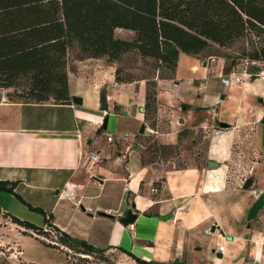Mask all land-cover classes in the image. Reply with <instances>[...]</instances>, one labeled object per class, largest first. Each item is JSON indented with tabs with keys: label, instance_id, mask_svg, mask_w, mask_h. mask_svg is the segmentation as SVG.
I'll return each instance as SVG.
<instances>
[{
	"label": "crops",
	"instance_id": "0c3cea01",
	"mask_svg": "<svg viewBox=\"0 0 264 264\" xmlns=\"http://www.w3.org/2000/svg\"><path fill=\"white\" fill-rule=\"evenodd\" d=\"M118 29L123 28H116L115 33ZM209 57L201 60L216 76L186 82L174 78L172 92H157V111L170 108L169 129L162 132L168 137L173 125L179 135L195 133L203 125L214 128L203 145L200 139H190L189 150H183L189 160L180 166L144 161L139 134L148 131L130 132L134 122L150 125L145 98L137 91L142 79L116 81V63L105 56L72 62L71 102L23 101L13 95L12 87H0V181L14 196L42 210L44 219L61 235L85 240L93 251L117 250L134 264H247L253 260L264 264V208L255 219L246 218L256 197L252 189L264 191V148L262 141L255 142L252 152L244 153L247 145L238 141L240 152L233 153L231 133L239 127L246 129L254 113L256 121H262L264 74L245 75L227 85L221 76H230L236 70L234 64L225 56ZM209 84L213 88L205 91ZM97 89L106 90L107 108L101 106ZM74 95L81 96L82 103H75ZM110 109L108 120L128 126L122 139L109 141L108 133L102 132L100 123ZM215 120L219 126H214ZM221 121L228 125L220 126ZM193 147L199 151L191 155ZM90 152L100 160L93 162ZM244 177L253 179L249 188L243 186ZM131 203L139 215L124 225L118 217ZM166 213L170 217L162 219ZM18 239L23 259L26 250L37 249L31 240L44 246L31 237ZM62 254L51 258L48 252L44 258L31 260L68 264Z\"/></svg>",
	"mask_w": 264,
	"mask_h": 264
},
{
	"label": "trees",
	"instance_id": "16d2710c",
	"mask_svg": "<svg viewBox=\"0 0 264 264\" xmlns=\"http://www.w3.org/2000/svg\"><path fill=\"white\" fill-rule=\"evenodd\" d=\"M116 28L133 31V37L116 35ZM242 36L251 45L244 56L264 58V39H253L264 36V0H0V87H12L23 101L71 102L69 70L76 59L105 56L115 62L134 50L174 73L180 50L198 53L211 43L229 46ZM227 57L235 63L233 54ZM115 80L128 81L119 66ZM157 92V81L147 78V115L157 107ZM100 100L107 108L105 89ZM0 187L11 190L4 181ZM59 238L94 250L66 233Z\"/></svg>",
	"mask_w": 264,
	"mask_h": 264
},
{
	"label": "rangeland",
	"instance_id": "374dc122",
	"mask_svg": "<svg viewBox=\"0 0 264 264\" xmlns=\"http://www.w3.org/2000/svg\"><path fill=\"white\" fill-rule=\"evenodd\" d=\"M116 35L131 39L133 37V31L124 28L118 29L116 31ZM253 39L262 40L264 39V36H262V38L253 36ZM248 40L249 38L247 36H242L229 46H221L216 43H211L202 52L198 53L180 50L174 73H171V71L167 68L159 67L154 58L141 57L134 50L124 53L121 59L115 61V63L116 66L120 67V75L124 79H142V81L138 83L137 91L145 98V82L147 78L157 81V89L169 90L172 92L174 78L178 79L179 81L186 82L188 78L193 79L195 77L198 78L200 76L208 75L207 78L209 80L211 76H216L217 73L208 72V66L204 64L203 60H201L202 58L211 59V57H209L210 55L214 57L220 55L227 57L228 53L233 54L236 57L234 66L237 70L241 71L243 67L242 58L245 55L244 52L246 53V51H248L251 46ZM169 76L172 77L169 78ZM208 88L213 87L210 84L209 86L206 85L205 91L209 90ZM187 93L194 94L193 89H187ZM219 94H224V92ZM194 96L196 97V95ZM184 104L186 103H181V105ZM140 106H143V104H140ZM183 108L187 107L184 106ZM166 109L168 110H165L164 108L158 112L156 107L148 111L149 126H151L154 130L152 132H148V134H139V140L143 144L144 161L147 163H152L156 166L161 165L163 167L185 165L187 164L189 158L186 156V154H184L183 150H185V148L189 150L190 139L192 137L200 139V143L203 145V143L205 144L209 139L211 130L214 128L213 126L211 128L209 125H203L200 126L195 133L187 131L186 135L185 133L183 135H179L180 131L178 130V132L176 125H173L171 126V130L173 131L168 137L165 135V133H162L169 129L168 116L170 108ZM216 109L220 110V107L216 106ZM257 117V113L252 114L251 121L249 124H247L246 129L239 127L234 129V133L231 131L233 134V153L240 152V147L237 146L238 141L244 142L245 145H247L243 149L244 153L252 152L250 149L251 146H255V142L260 143V141H262L261 144L264 148V122L256 121ZM111 121L108 120L107 126L102 129V132L112 134L116 138L122 139L124 133L128 131V126L124 121H115L114 124L113 120ZM137 124L138 123L135 125L134 122V127H132L133 129H130V132L139 130L141 123L138 125ZM213 124L214 126H219L218 120H215ZM232 127V124H230L229 129ZM177 139H179L178 142H176ZM183 139H186V142H183ZM192 149L193 150L190 153L191 155H193L196 150L199 151V149L194 147ZM188 150L186 153H189ZM6 212L18 215L21 217L20 219L30 222L38 227H41L45 220L42 210L36 207L32 208L22 199L14 196L8 189L0 187V264H20L23 261L26 263L50 264L31 260V257L33 256L44 258L48 255V252L51 253V255H49L51 258H59V254L64 253V256L62 254V257L64 261L66 260L68 262V264H134L131 262L132 260L128 256L121 255V253L117 250H109L107 252L87 251L79 245L72 243L66 244L60 240L63 244L70 247L71 250L69 251L66 248L51 244L45 241L43 238L30 233V230H36L37 228L26 226L20 223L22 229H24L21 231L20 235L23 237H31L32 239L40 241L44 245L41 247L39 244L31 240L30 242L33 243L37 249L30 251L29 248L26 250V259H23L19 253L20 249L18 242L20 240L15 237L17 225H15V221L12 219V217L8 216ZM13 226L15 227L12 228ZM46 235L50 236V233H46ZM51 248H55L59 252L55 253L53 250H51ZM85 253L90 254V256L85 255Z\"/></svg>",
	"mask_w": 264,
	"mask_h": 264
},
{
	"label": "built area",
	"instance_id": "2783aa9c",
	"mask_svg": "<svg viewBox=\"0 0 264 264\" xmlns=\"http://www.w3.org/2000/svg\"><path fill=\"white\" fill-rule=\"evenodd\" d=\"M242 64H243V67H242L241 71L240 70L238 71L237 69L232 70L230 76H221V81L224 84L229 85V84L234 83V82H239L242 76H245V75L251 76L252 74L258 75V74L264 73V68H263L264 58L258 59V58H251L248 56H244L242 58ZM256 67H258V69ZM174 84H176V82H174ZM97 91L100 92L101 90L97 89ZM263 115H264V110H263ZM102 123H103V121L100 124H102ZM153 130L154 129L152 127L146 126V131L152 132ZM115 138L116 137L112 134L107 135V140H109V141H112ZM89 155H90V158L93 160V162L100 160V157L97 153L90 152ZM245 179L246 178L244 177L243 182L245 181ZM252 192L255 196H258L262 192V190L257 189V188H253ZM86 208L88 210H91V208H88V207H86ZM15 225H17L16 226L17 231L15 233V237L18 238L20 236L21 231L24 229H22L21 224L16 222V221H15ZM14 227L15 226H13L12 228H14ZM209 230H210L209 228L205 229L206 232H209ZM30 233L43 238L45 241H47L51 244L59 245L60 247L66 248L69 251L71 250L70 247L66 246L65 244H63L60 241L59 237H60L61 233L58 232L49 222H45L41 227L37 228L36 230H34V229L30 230ZM46 233H50V236L46 235ZM218 250L222 251L223 246L219 245ZM247 264H255V261L253 260V261L247 262Z\"/></svg>",
	"mask_w": 264,
	"mask_h": 264
},
{
	"label": "water",
	"instance_id": "95a60500",
	"mask_svg": "<svg viewBox=\"0 0 264 264\" xmlns=\"http://www.w3.org/2000/svg\"><path fill=\"white\" fill-rule=\"evenodd\" d=\"M72 100L78 104L82 103V97L81 96L74 95V96H72ZM110 112H112V109H110L104 117L103 124H102V126L104 128L107 126L108 116H109ZM263 118H264V115H263ZM227 125H228L227 122H224V121L220 122V126H227ZM145 129H146V123L142 122L140 125V128H139V133H144ZM209 162H210V164L215 163L214 161H209ZM252 182H253L252 177H247L243 183V186L245 188H249L251 186ZM67 194H70V189H68ZM134 207H135L134 203H131V205H129V207H127L126 212L123 215H119L118 219L124 225H128V224L133 223L136 220V218L138 217L139 212L135 211ZM263 207H264V191L261 192L258 196H256L255 199L253 200V202L251 203V205L248 207L247 215H246L247 220L250 221L252 219H255L259 215V213L263 209ZM99 213H101L103 215L111 216V217L115 216L114 214L109 213V212H105V211H99ZM170 215H171V213H166L164 215H161V218L167 219L170 217Z\"/></svg>",
	"mask_w": 264,
	"mask_h": 264
}]
</instances>
